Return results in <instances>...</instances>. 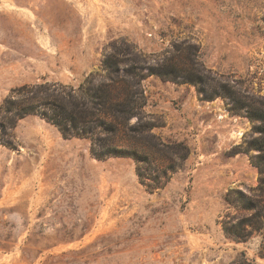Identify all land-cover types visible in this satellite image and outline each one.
I'll return each instance as SVG.
<instances>
[{"label": "rangeland", "instance_id": "rangeland-1", "mask_svg": "<svg viewBox=\"0 0 264 264\" xmlns=\"http://www.w3.org/2000/svg\"><path fill=\"white\" fill-rule=\"evenodd\" d=\"M259 113L264 0H0V264H264Z\"/></svg>", "mask_w": 264, "mask_h": 264}, {"label": "trees", "instance_id": "trees-1", "mask_svg": "<svg viewBox=\"0 0 264 264\" xmlns=\"http://www.w3.org/2000/svg\"><path fill=\"white\" fill-rule=\"evenodd\" d=\"M162 75H167V72L162 73ZM109 101H113V99L109 98V100L108 101L106 100L103 104H95V105H101L102 108L104 109V112L101 111V113L111 115L109 117H112V119L116 122H118L120 116L123 115V119L125 120V124H126L128 122L129 117L132 115V107L125 105V109L118 110V109H116L114 102H111V104H110ZM61 103L62 104L60 106H56V109L54 110L53 114L51 116H48V118L55 126L60 128L62 134L65 137H67L72 133V131H74L76 129L79 130L80 129L79 125L84 123V120L82 121L81 116L76 115V114H72V113L70 114L67 111V108L69 106V105L67 106V104H73L75 106V108H78V107H84L85 102L76 101L74 103L70 100L69 97L64 95ZM36 105L37 104L35 103L34 99H32L31 101H29L28 105L25 106V107H28L27 108L28 110L24 113L25 114L26 113L32 114V113L36 112L37 111ZM24 108H22V109H24ZM59 108H60V110H59ZM254 120L260 121L264 125V113L255 114ZM109 130L114 131L112 129H109ZM81 131H82V129H81ZM260 133L264 134V128H260ZM108 151H116V148L115 149L109 148ZM258 151H260L261 154L264 155V146L260 145L258 147ZM134 155H136V154H134ZM256 166H257L259 173L261 175L260 183L258 186V191H259L260 196L263 197L264 196V157H262L257 162ZM258 208H259L258 210L260 211V215L262 216L263 221L261 223L259 221L256 223L249 222V225H254L253 227H255V225H256L257 229H264V205L258 206ZM260 215L257 217H260ZM236 236L240 237L239 234H236ZM260 255H261V257L264 258V247H263L262 251L260 252Z\"/></svg>", "mask_w": 264, "mask_h": 264}]
</instances>
